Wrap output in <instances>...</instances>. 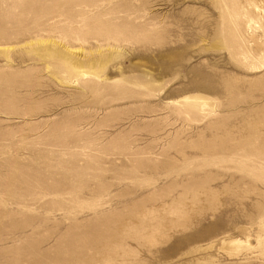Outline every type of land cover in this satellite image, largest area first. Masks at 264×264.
I'll list each match as a JSON object with an SVG mask.
<instances>
[{"label":"rangeland","instance_id":"374dc122","mask_svg":"<svg viewBox=\"0 0 264 264\" xmlns=\"http://www.w3.org/2000/svg\"><path fill=\"white\" fill-rule=\"evenodd\" d=\"M0 264H264V0H0Z\"/></svg>","mask_w":264,"mask_h":264},{"label":"bare ground","instance_id":"6f19581e","mask_svg":"<svg viewBox=\"0 0 264 264\" xmlns=\"http://www.w3.org/2000/svg\"><path fill=\"white\" fill-rule=\"evenodd\" d=\"M92 62V61H91ZM90 64V63H89ZM82 67H84L83 65H81V64H78L77 62H70V66H69V68H70V70H71V72L72 73H74L77 69H79V68H82ZM93 67V66H92ZM85 68V67H84ZM78 72V71H77ZM76 72V73H77ZM85 71H83V75H85V73H84ZM87 72V71H86ZM93 72V71H92Z\"/></svg>","mask_w":264,"mask_h":264}]
</instances>
